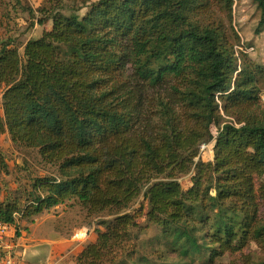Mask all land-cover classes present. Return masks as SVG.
<instances>
[{
    "label": "trees",
    "instance_id": "obj_1",
    "mask_svg": "<svg viewBox=\"0 0 264 264\" xmlns=\"http://www.w3.org/2000/svg\"><path fill=\"white\" fill-rule=\"evenodd\" d=\"M44 1L38 23L52 27L23 54L1 45L0 135L37 149L59 174L35 177L24 205L0 201V220L17 212L23 230L72 199L88 216L107 213L78 264H191L200 254L215 264L264 243V64H239L221 25L201 18L211 0ZM254 1L260 31L264 0ZM218 2L232 10L235 0ZM191 172L184 189L179 178ZM140 197L145 226L129 210ZM151 226L159 231L141 250L132 230ZM102 244L119 250L109 263Z\"/></svg>",
    "mask_w": 264,
    "mask_h": 264
},
{
    "label": "rangeland",
    "instance_id": "obj_2",
    "mask_svg": "<svg viewBox=\"0 0 264 264\" xmlns=\"http://www.w3.org/2000/svg\"><path fill=\"white\" fill-rule=\"evenodd\" d=\"M44 7H47L44 0H0V49L3 42H10L23 54L24 46L29 39L39 38L44 31L50 29L52 27L51 20L44 24L38 23V18L43 16L38 10ZM72 7L74 5L71 2H66V6L60 11L68 15L72 12ZM89 10L90 6L80 7L78 13L83 17ZM204 15L201 18L205 22H211L215 25L220 24L227 36L233 41V47L239 59V64L245 58L264 64V26L258 31L261 12L254 0H235L232 10H229L226 4H222L218 0H211V7L204 11ZM1 106L2 100L0 98V108ZM222 114L224 120H230L229 118L231 117L226 116L224 110H222ZM0 151L3 153L8 164L7 172L0 175V201L17 198L24 205L28 200H31L29 199V193L32 192L35 177L56 176L59 174L57 166L46 162L40 156L37 149L15 144L8 132L0 135ZM201 157L206 163H211L214 160L213 141L209 143L205 151L201 152ZM192 175L193 172L180 176L179 180L184 189H188L192 185ZM55 207H68L74 220L80 223L79 226L81 228L90 227L96 229L98 221L109 217L107 213L98 216H88L84 206L76 199L68 200ZM129 207V210L133 213L137 212L136 221L143 226L147 225V201L143 197H140ZM59 211L60 209H56L55 213L58 212L57 214H59ZM69 219L71 218L69 217ZM158 231L157 228L151 226L141 229L139 233L134 228L131 234L132 236L139 235L137 243L141 250H148L149 247L146 245V242L150 238H153ZM76 233L78 234L76 239L85 238V234L82 231H77ZM86 242V244L98 243V235L92 241L91 238H88ZM134 242L136 243L135 238L134 240H126V246L132 247L135 245ZM79 248V246L75 248L73 254ZM101 249L104 250L106 263L110 262V259L113 258L118 250L113 244H102ZM18 253L21 259V251L19 250ZM190 260L192 261L191 264H210L202 254ZM75 261L77 262L76 259ZM233 262L235 264H263L264 243L251 240L243 251L227 253L215 264H231Z\"/></svg>",
    "mask_w": 264,
    "mask_h": 264
},
{
    "label": "crops",
    "instance_id": "obj_3",
    "mask_svg": "<svg viewBox=\"0 0 264 264\" xmlns=\"http://www.w3.org/2000/svg\"><path fill=\"white\" fill-rule=\"evenodd\" d=\"M56 209H60L59 214L55 213ZM21 225L24 229L19 249L25 257L24 264H78L75 259L87 239L92 241L97 236L95 228H81L68 207L51 208L35 216L33 221H22ZM77 231H82L85 238L76 239Z\"/></svg>",
    "mask_w": 264,
    "mask_h": 264
},
{
    "label": "built area",
    "instance_id": "obj_4",
    "mask_svg": "<svg viewBox=\"0 0 264 264\" xmlns=\"http://www.w3.org/2000/svg\"><path fill=\"white\" fill-rule=\"evenodd\" d=\"M209 144H204L202 146V151L208 148ZM20 214H14V221L0 220V264H22L24 262L23 253L21 252V259L19 257L18 251L20 250V239L18 236V231L22 232L20 229ZM23 233V232H22ZM78 234L74 235L76 238Z\"/></svg>",
    "mask_w": 264,
    "mask_h": 264
},
{
    "label": "water",
    "instance_id": "obj_5",
    "mask_svg": "<svg viewBox=\"0 0 264 264\" xmlns=\"http://www.w3.org/2000/svg\"><path fill=\"white\" fill-rule=\"evenodd\" d=\"M0 251H1V249H0Z\"/></svg>",
    "mask_w": 264,
    "mask_h": 264
}]
</instances>
